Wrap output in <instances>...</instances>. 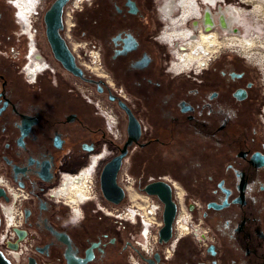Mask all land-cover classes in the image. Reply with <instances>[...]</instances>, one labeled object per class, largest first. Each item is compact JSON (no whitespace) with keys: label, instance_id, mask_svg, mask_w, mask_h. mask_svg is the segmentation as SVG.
Masks as SVG:
<instances>
[{"label":"flooded vegetation","instance_id":"obj_1","mask_svg":"<svg viewBox=\"0 0 264 264\" xmlns=\"http://www.w3.org/2000/svg\"><path fill=\"white\" fill-rule=\"evenodd\" d=\"M186 3L162 0L158 5L162 24L158 40L173 56L169 69L160 57L158 66L153 42L147 39L150 15L144 0H93L89 5L96 12L83 8L77 14L73 34L87 38L92 34L95 39L88 43L103 56V70H86L88 76L99 80L107 70L112 79L122 81L125 96L146 102L150 129L146 124L143 128L128 95L126 99L117 94L108 81H78L96 91L99 86L103 92L111 89L141 122V137L129 146L118 178L129 161L136 170L135 183L167 182L201 229L200 236L183 237L174 249L169 242L159 244V264H264V75L258 70L263 68L234 51L243 57L215 54L202 71L170 74L169 70L185 71L176 64V54L189 50L185 44L190 40L214 29L222 35L217 21L219 16L225 21L224 10L213 13V7L197 0L191 13L182 10ZM45 11L37 24L38 57H33L45 60L48 67L43 73L35 69L37 77L31 82L24 73L28 31L17 22L12 0H0V188L7 196H0V232L2 205L14 204L23 209L26 235L20 240L30 236L26 264L30 257L34 264H131V251L139 255L134 242L138 228L115 215L112 221L98 216L100 204L120 206L103 197L100 175L106 162L120 152L127 134L117 144L113 108L107 109L92 92L91 99L77 88L78 96L59 76L61 65L46 37ZM91 104L112 112L114 135ZM153 162L159 176L148 178ZM88 164L97 166L98 201L81 205L60 198L59 186L67 188L80 180L68 174Z\"/></svg>","mask_w":264,"mask_h":264},{"label":"built area","instance_id":"obj_2","mask_svg":"<svg viewBox=\"0 0 264 264\" xmlns=\"http://www.w3.org/2000/svg\"><path fill=\"white\" fill-rule=\"evenodd\" d=\"M16 0H12V4L15 11V18L17 22L19 23L22 30H25V28L28 29L29 33L31 34L29 36V33L27 34L25 31L24 33L28 36V54H27V63L24 66V73L28 79V81H34L37 75L33 74L35 69H38L39 67L35 64L34 66L31 64V62L35 59L37 62H42L44 69L40 72L43 73L47 67L48 63L40 58L33 57L34 55L38 57L37 53V45L35 42V38L37 35V24L40 22V16L45 11V9L48 7L47 3L48 0H43L44 5L41 4L40 8H35L33 10H23L20 12V7L15 3ZM35 1H42V0H35ZM227 1V2H226ZM242 2L246 4L247 0L243 2V0H219L216 1L218 3V7L214 6L213 8H220L219 12L221 10H224L227 4L235 5L239 4V2ZM85 3L91 4L92 0H69L67 4L64 7L63 12V23H64V30L62 31V35L67 41L71 51L74 53L76 60L78 64L83 67L85 70L90 71L91 69H94L95 72H100L103 67V62L100 57V51L98 49L87 47L88 42H78L75 41L73 35V29L76 27V15L78 12H80L83 8ZM248 5V4H247ZM212 8V9H213ZM223 8V9H222ZM248 8V11L252 8ZM220 19H218V22ZM33 47V49H32ZM93 47V46H92ZM33 59V60H32ZM212 60V59H211ZM210 60V61H211ZM209 61V62H210ZM35 63V62H34ZM186 72V71H184ZM184 72L180 73L184 74ZM93 73V72H92ZM94 74V73H93ZM188 74V73H187ZM96 75V74H95ZM115 92L119 95H123L124 98L126 96L123 94V89H115ZM127 99V98H126ZM95 102V101H94ZM98 100L95 102V104L99 103ZM97 107V106H96ZM98 109V107H97ZM100 113L104 116L106 126L110 133H112V126H110V121L112 118V112H109L108 110L98 109ZM110 114V115H109ZM111 116V118H110ZM112 124V122H111ZM143 128L145 129L144 122L142 121ZM113 134V133H112ZM114 135V134H113ZM97 166H91L90 164L83 167L78 173L76 174H68V176L72 179L74 177H78L80 179L81 175L85 176L84 178L90 177V191L83 192L84 200L86 203L93 201H98L97 199V193L94 190V181H95V170ZM124 171V168L122 169V174ZM152 178V177H151ZM65 179V178H64ZM118 182L120 185H122L126 190V195H129L130 200L132 201V205L126 206L122 211H118L115 216L121 215L123 213L130 214L128 218H125L124 221L130 223L131 225H139V239H136L134 236V242L139 250V255H131V264H147L145 261V258L152 257L155 252H152L150 256L145 255L139 248V245L141 246V242L143 241L142 237L145 235V230L149 229L151 240L154 246H157L156 241L158 243V231L160 230L161 226L163 225L162 222V211H163V203L160 201V199L156 195H148L142 190L138 189L135 185V179L132 175H130L128 172H124L123 175H120L118 178ZM127 187H131L135 192L138 194L137 197L133 198L130 196V192L127 189ZM61 188V187H60ZM139 191V192H138ZM176 202H177V214L173 222V231H172V237L169 240V245L172 246L174 249L178 242L181 240V236H188V235H195L200 236L201 229L198 225L192 223V213L188 210L187 204L182 202L179 198H177L176 194L173 195ZM66 199V197H63ZM140 199V200H138ZM78 200H75L77 204L79 203ZM85 203V204H86ZM83 205V204H81ZM99 208H101L103 211L105 210V206L99 205ZM18 209V216L23 215V209L21 206H17ZM133 212V217L131 218V213ZM121 219V218H118ZM122 220V219H121ZM17 226L14 227L13 231H6V227L3 228L0 232V247L3 251V253L9 257L15 260V264H26V251L28 250V244L30 241V236H27L23 240H20L18 238V234L16 232V229H23V218L20 219L17 222ZM154 237V238H153ZM145 239V238H144ZM154 239V240H153ZM11 243H17L16 248L10 247ZM142 247V246H141Z\"/></svg>","mask_w":264,"mask_h":264},{"label":"bare ground","instance_id":"obj_3","mask_svg":"<svg viewBox=\"0 0 264 264\" xmlns=\"http://www.w3.org/2000/svg\"><path fill=\"white\" fill-rule=\"evenodd\" d=\"M207 6L210 7H214L217 6L218 3L216 1L219 0H202ZM245 0H243L244 2ZM197 0H187V3L182 6V10H187L189 12H194L195 9V4H196ZM227 2V1H226ZM17 5V7H20V12H22L23 10H33L35 8H40L41 4H43V0L42 1H35V0H16L15 3ZM252 5V9H250V11L246 10L248 5ZM246 4L242 3L241 1L239 2V4H235V5H230L226 6L224 11L225 13V21L223 19V17L221 18V20L218 22L219 24V29L222 30V35H219L220 33L218 32V30L214 29V31H212L211 33L206 34L205 32H201L200 33V39H192L190 40L191 42L188 43V45L186 47H189L190 49L193 48L191 50L190 54H187V51H183L181 50V52H177L176 54V64L180 65L182 64L185 71H190L192 68H194V70H196L197 72L202 71L203 69L206 68L207 64H209V61L211 59H213V56L219 52H221V46H229V47H239L240 53L239 51H237L239 54L241 55H247L249 56L251 59H255V61H259L264 63V39L258 37H264L261 32L258 29H264L261 28V26L264 27V0H247ZM15 7V6H14ZM227 14V15H226ZM247 15L251 16L252 19H250L251 21V28L253 30H250L251 32L248 34L243 33L241 30L242 25H244L245 23H247V21L245 20V22H239V17L242 16L245 17ZM188 16V15H186ZM221 16L218 17V19H220ZM238 21V22H236ZM234 25V26H233ZM261 25L260 28L256 29V26ZM27 31L28 29L25 28ZM237 30V31H234ZM202 31V30H201ZM29 33V31H28ZM27 33V34H28ZM168 34V33H167ZM31 34L29 33V36ZM179 33H176L175 37H179L178 36ZM218 35V37H217ZM240 35V36H239ZM253 39H246L250 38V37H254ZM220 38V39H218ZM171 39V38H170ZM197 42H200V45L196 47L195 49V45L197 44ZM219 46L220 50L216 51L214 53H212L215 49H217V47ZM255 46L257 48V46L263 47V50H260L259 54H254L252 52L249 53V51H246L247 49H252V47ZM185 48V47H184ZM33 49V47H32ZM186 49V48H185ZM189 49V50H190ZM260 49V48H258ZM177 51V50H176ZM205 54V55H204ZM182 56H185V58H183ZM246 57V56H245ZM202 59L204 65H198V61L200 62ZM257 59V60H256ZM195 63H193V61H195ZM257 61V62H258ZM37 65L39 68L38 72H41L44 67L43 64L41 62H37L35 61L34 65ZM33 65V66H34ZM191 65V66H190ZM187 67V68H185ZM190 67V68H189ZM263 69L264 67L261 66ZM94 70V69H91ZM95 71V70H94ZM111 118V117H110ZM112 119V118H111ZM112 121H110V125ZM93 166H95L93 164ZM91 169V168H90ZM85 176H82L83 179L78 180L76 183L69 185L67 188H60V198L61 197H67L70 198L72 201L78 200L79 203L78 204H83L86 203L85 202V198L83 196V192L85 191H90V177L89 178H84ZM127 189L130 192V196L135 198L138 196V194L135 192V190H133L131 187H127ZM15 197H18L17 194H15ZM77 201V202H78ZM2 209H3V214H4V223H5V227H6V231H13L14 227L17 226V222L22 219L21 216H18V209L17 206H15L14 204L8 205V204H3L2 205ZM100 210L102 211V209L100 208ZM106 212V211H105ZM106 214L108 215H114L111 212L107 211ZM133 212L131 213V218L133 217ZM130 214H121V215H116V218H121L123 220H125V218H128ZM128 222L131 223V221L128 220ZM145 235L144 237H142L143 241L141 242V246L139 245L140 250L147 256H150V254L152 252H156L159 251V247L158 246H154L151 240V236H150V232L149 229H146L145 231ZM184 236H181V238H183ZM145 238V239H144ZM172 247V246H171Z\"/></svg>","mask_w":264,"mask_h":264},{"label":"water","instance_id":"obj_4","mask_svg":"<svg viewBox=\"0 0 264 264\" xmlns=\"http://www.w3.org/2000/svg\"><path fill=\"white\" fill-rule=\"evenodd\" d=\"M68 1L53 0L45 11L43 23L46 28L47 40L54 57L65 71L83 82L99 84L103 79L96 80L88 76V72L78 64L74 53L61 33L63 29L64 7ZM97 91L102 93L103 88L99 86ZM108 98L117 103L127 115L128 120L126 127L127 141L120 148V152L106 162L100 175V190L103 197L113 205H119L126 198V190L118 182V173L123 165L124 158L128 155L129 146L138 143L142 134V128L140 120L136 117L126 100L116 95L111 89L108 90ZM140 189L148 195H156L163 203V225L158 231V244H165L172 237L173 222L177 214V203L174 200L172 188L167 182L154 180L145 183ZM0 196L7 197L2 188H0ZM16 232L19 239H22L26 235V232L22 229H16ZM10 247L16 248L17 243H11ZM145 261L147 264H159V251H156L152 257L145 258ZM0 264H13L1 250ZM28 264H34L33 258H29Z\"/></svg>","mask_w":264,"mask_h":264},{"label":"rangeland","instance_id":"obj_5","mask_svg":"<svg viewBox=\"0 0 264 264\" xmlns=\"http://www.w3.org/2000/svg\"><path fill=\"white\" fill-rule=\"evenodd\" d=\"M53 0H48V3H47V5H50V2H52ZM93 1V0H92ZM202 1V0H201ZM161 2H162V0H144V3L146 4V7H147V9H148V12H149V15H150V20H148V23H149V25H150V27H149V29H148V32L146 33V35H147V39H150L153 43H152V45H153V47H154V49H155V51H156V62H157V64H158V66H159V57L161 58V60L160 61H162V63L164 64V65H166L167 67H168V69L170 68V66H168L169 64L168 63H170V60H172V58H173V56H172V54H171V52L169 51V47L166 45V44H164L162 41H160V40H158V36H159V33H160V31H161V28H162V24H161V22H160V14H159V10H158V5H159V7H160V5H161ZM43 5H44V1H43ZM247 5V4H246ZM227 6H229V4H227ZM250 6H252V5H248L247 7H250ZM95 9H96V7H93L92 5H89L88 3H85V5H84V12H90L91 13V11L92 12H96L95 11ZM252 9V8H251ZM220 10V8H216V9H212V12L214 13V12H216V11H219ZM246 10H248V8L246 9ZM79 13V12H78ZM77 13V14H78ZM250 19H252V17L251 16H249V15H247L246 14V16L245 17H243L242 18V16H240L239 17V22H245V20L247 21V23H245L244 25H242V32L243 33H245V34H248V31H249V33L251 32L250 30H253L252 28H251V21H250ZM236 22H238V21H236ZM77 23H79V20H78V17H77V15H76V25H77ZM234 26V25H233ZM260 26L261 25H258V26H256V29L257 28H260ZM261 28H264L263 26H261ZM260 32H261V34L264 36V29H258ZM74 35V34H73ZM182 35V34H181ZM240 36V35H239ZM153 37V38H152ZM180 37V36H179ZM254 38V37H253ZM252 38V39H253ZM260 38H262V37H260ZM74 39H75V41H78V42H89V41H93L94 39H95V37L91 34L88 38L87 37H81V36H79V35H76L75 34V36H74ZM218 39H220V38H218ZM248 39V38H247ZM250 40H251V38H249ZM263 39V38H262ZM221 40V39H220ZM182 45H184V43L182 44ZM186 46L188 45V44H185ZM200 45V42H197V44L194 46L195 47V49H196V47L197 46H199ZM90 46V48H94V47H92V45H90V44H87V47H89ZM171 48H173L174 46L173 45H169ZM46 46L45 45H39V48L41 49V50H44V49H46L45 48ZM221 48V52H219V53H217V55L216 56H218V55H220V54H230V55H232V56H234V57H236V58H238L239 56H241V55H239L238 53H235V52H237V51H239V53H240V51H242V50H240L239 49V47H229V46H221L220 47ZM220 48H219V46L217 47V49H215L212 53H214V52H216V51H219L220 50ZM258 48H260V49H258ZM263 47H260V46H257V48L255 47V46H253L252 47V49H247L246 51H249V53L250 52H252V53H254V54H259L260 53V50H263L262 49ZM95 49H97V48H95ZM193 48H191L190 50H188V49H185V50H187V53H186V55L185 56H187V54H190L191 53V50H192ZM99 50V49H98ZM235 51V52H234ZM177 52H181V50L180 51H177ZM37 55H38V53H36ZM242 54V53H241ZM205 55V54H204ZM185 56H182L183 58H185ZM216 56H214V58L216 57ZM244 56H246L248 59H246V58H244V60H247V61H249L250 63H251V65H255V66H257L258 65V67H260V66H263L264 67V63H262V62H259L257 59V61H255V59H251L249 56H247V55H245L244 54ZM100 57H101V60H102V62H103V56H102V54H100ZM241 57H243V56H241ZM213 58V59H214ZM212 59V60H213ZM211 60V61H212ZM210 61V62H211ZM196 62V60L195 61H193V63H195ZM209 62V63H210ZM201 64H203V61H202V59H201V61L199 62L198 61V65H196V66H199V65H201ZM191 66V65H190ZM159 68V67H158ZM58 69H59V76L60 77H63V78H65L66 80H67V82L69 83V87L70 88H72V89H76V92H77V94H78V96H80L81 95V92L77 89V88H79V89H81L82 90V92H84V93H87V95H89L90 94V92H92L93 93V95L94 96H96V97H98V98H100L101 100H102V102L104 103L103 105L108 109V108H113V110H114V114L113 115H115V117H116V119H117V123H116V126H117V128H118V136L120 137L118 140H117V144H119L123 139H124V137L126 136V127H127V122H128V120H127V117L125 116V113H124V111L117 105V103L116 102H114V101H111V100H109V98H108V92L105 90V92H103V93H97V91H96V89H95V87H93V86H91L90 84H84V83H82L81 81H78V79H76L75 77H73L70 73H68L67 71H65L61 66L60 67H58ZM259 70V72L261 73V76H262V74L264 75V69L263 70H260V69H258ZM170 74H174V75H180V74H175L173 71H171V70H169L168 71ZM88 73H90V72H88ZM104 73H105V77H102V76H100L101 77V79H104V80H106V81H108V84L109 85H111V87H113L114 89H119V88H122V87H124L125 88V85H124V83L122 82V81H118V80H114V79H112L111 78V76H110V74L109 73H107V70H104ZM187 73H193V71H186V72H184V74H187ZM92 74V73H91ZM83 89H84V91H83ZM128 95V96H127ZM126 96L127 97H129L130 99H131V103L133 104V105H135L136 106V112H137V114H138V117L142 120V121H144V125L146 124L148 127H149V129H150V124H149V122L147 121V114H146V109H147V105H145V101L143 100V102H139V100L137 101V99L135 98V96H133L132 94H127ZM90 96V98L92 99L93 97H92V95H89ZM89 99V98H88ZM84 100V102L85 103H87L86 102V100L87 99H83ZM91 106V108L94 110V111H98V112H100L94 105H90ZM146 114V115H145ZM101 116V115H100ZM101 123H102V121H101ZM146 136V135H145ZM117 139V138H116ZM113 149H116L115 147L113 148ZM137 156H139V155H137ZM130 167V163H129V161H127L126 163H125V165H124V171H123V173L122 174H120V175H123L124 174V172H128L130 175H132L133 176V178L135 179V181H136V178H137V174H136V170H133L131 167ZM148 178L149 177H158L159 176V166L156 164V163H152V164H150L149 166H148ZM132 169V170H131ZM138 180V179H137ZM135 185H136V187L138 188V189H140L139 187L142 185V184H139V183H135ZM61 186H59V188H60ZM139 192V191H138ZM67 198V197H66ZM138 200H140V199H138ZM130 205H132V201L130 200V198H129V195H127L126 196V199L120 204V206L119 207H117V208H111V207H109L108 205H104V204H101V206H105V210H107V211H109V212H111L112 214H116L118 211H122L126 206H130ZM78 206H81V205H78ZM77 205H73V207H75V208H77L78 207ZM98 216H100V218H104L106 221H112L113 219H114V216L113 215H108V214H106V212L105 211H101L100 213H99V215ZM192 217H193V215H192ZM123 222L124 223H128V222H126V221H124L123 220ZM129 224V223H128ZM133 226H135V227H137L138 228V232H139V228H140V226L139 225H133ZM5 227V223H4V225H3V227H2V230H3V228ZM132 227V226H131ZM134 228V227H133ZM134 234V233H133ZM134 236H135V238L136 239H139L138 237H139V235H138V233L137 234H134ZM154 238V237H153ZM154 240V239H153ZM156 244H157V246L159 247V244L157 243V241H156ZM169 245V244H168ZM131 252H133L132 254H134V251H131ZM135 255V254H134Z\"/></svg>","mask_w":264,"mask_h":264}]
</instances>
